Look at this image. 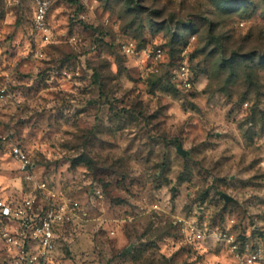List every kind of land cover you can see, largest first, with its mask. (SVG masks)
<instances>
[{
  "label": "clouds",
  "instance_id": "1",
  "mask_svg": "<svg viewBox=\"0 0 264 264\" xmlns=\"http://www.w3.org/2000/svg\"><path fill=\"white\" fill-rule=\"evenodd\" d=\"M196 4L0 0V264H264V0Z\"/></svg>",
  "mask_w": 264,
  "mask_h": 264
},
{
  "label": "rangeland",
  "instance_id": "2",
  "mask_svg": "<svg viewBox=\"0 0 264 264\" xmlns=\"http://www.w3.org/2000/svg\"><path fill=\"white\" fill-rule=\"evenodd\" d=\"M65 2L69 5V6H76L79 4V0H65ZM197 7H199V0H197V4H196ZM83 11V7H78L76 9V13L78 14L79 12ZM73 24L76 23L75 20H73L72 22ZM133 24H135V21L132 22V24H129L128 27L131 28L133 26ZM86 27V30L88 31H94L92 29H87V26ZM218 27H221L223 29H225V33L224 34H228L229 32H233V26H232V23L228 20H221L218 22ZM209 31H211V29L209 28ZM261 36H264V29H261L260 30V33H259ZM214 40H218L219 37L217 35H213L212 37ZM232 39L233 40H237V39H245L244 37H237L236 34L233 32V35H232ZM95 43H103L102 41H95ZM250 43H255V41H250ZM106 47L108 48H113L114 46L112 44H108L106 45ZM170 56H171V59H172V62L175 64L177 62H180L182 60L181 57H178L176 52L175 51H172L170 52ZM75 58L70 55V54H64V58H63V62H71L72 60H74ZM191 59L193 61L196 60V55H193L191 57ZM88 67L91 69L93 68V66L91 64L88 65ZM194 72L196 71H199V65H196L193 69H192ZM93 71L95 72V74L91 77V83H92V86L93 87H99V91H100V95L103 96L104 95V86L101 82V74H100V71L99 69H93ZM213 71H218L217 69H213ZM41 79H43V75H41ZM246 79V83L247 85L249 86H256V82L254 81L253 79V76L252 75H247L245 77ZM146 85H147V88L149 89V92L150 94H154V89L156 88H159L161 89L162 91H168V92H171L172 94H177L175 92V89L173 87H171L170 85H164L161 80L157 79L156 77H152L150 79H148L146 81ZM218 86L220 88H222L225 92L228 91L229 87H230V84L227 80H224V79H221L218 81ZM237 99H240V98H237ZM253 120L255 123H258L262 126V128H264V112H260V113H256V112H253ZM81 163L85 164V165H88V166H92V161L90 159H82L80 161ZM178 179H180L178 177ZM101 183H103V180L101 179Z\"/></svg>",
  "mask_w": 264,
  "mask_h": 264
}]
</instances>
